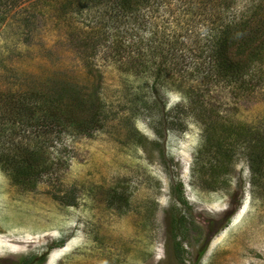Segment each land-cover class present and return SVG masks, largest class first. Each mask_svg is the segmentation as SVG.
I'll return each mask as SVG.
<instances>
[{
	"label": "rangeland",
	"instance_id": "obj_1",
	"mask_svg": "<svg viewBox=\"0 0 264 264\" xmlns=\"http://www.w3.org/2000/svg\"><path fill=\"white\" fill-rule=\"evenodd\" d=\"M46 1L28 0L0 22V89L40 90L50 74L68 78L96 91L103 128L92 137L65 129L26 139L47 142L50 171L34 185L0 170V264L39 256L40 264H264V187L251 196L243 148L228 169L216 147L197 163L205 126L247 125L264 136V56L237 81L195 73L202 58L178 72L186 53L175 42L205 39L214 25L207 12L153 0L107 26L106 12L98 19ZM254 1L240 0L235 14ZM99 30L107 41L86 61L92 47L81 43ZM159 71L165 85H156ZM204 117L212 118L201 127Z\"/></svg>",
	"mask_w": 264,
	"mask_h": 264
},
{
	"label": "trees",
	"instance_id": "obj_2",
	"mask_svg": "<svg viewBox=\"0 0 264 264\" xmlns=\"http://www.w3.org/2000/svg\"><path fill=\"white\" fill-rule=\"evenodd\" d=\"M27 1L0 0V22L7 19L12 10L19 8L22 3ZM43 1L45 0H38L39 3ZM56 1L65 2L66 5L62 10L66 13L83 15L87 12H94L95 18L99 19V17H104L106 12V16L109 17L107 26L111 24L114 17L116 20L119 18L127 21V18H130L132 14L137 15L143 9L154 5L153 0ZM171 1H182L185 5L194 6L198 17L207 12L209 16L207 15L206 19L209 21L211 19L214 23L205 39L201 36L200 40H193L195 46L180 42V37L177 39L175 52L181 51L182 54H186L182 56V66L179 67L180 63H178L174 70L183 72L188 68L184 67L185 60L191 59L194 63L196 58H202L205 59V62L195 68L197 69L195 73H207L208 78L215 76L219 80L231 78L230 80L237 81L243 78L252 66L264 56V0H255L249 8H246V11L242 10L240 15L235 14L240 0H199L197 2L194 0H158L162 4ZM114 25L111 24V26ZM149 32L150 30L146 33ZM106 34L107 32H104L102 35L99 30L88 33L89 37L82 39L81 44L86 47V50H90L89 46L92 47V53L87 55L86 61L96 55L100 47L106 43ZM151 43L153 40H149L145 44L150 45ZM142 44L143 41L140 42L141 46ZM116 46L118 49L124 48L122 41H117ZM196 52L198 54H195ZM143 65L144 62L140 64L142 67ZM161 73L162 71H159L156 76L158 81L156 85H159L160 81L165 85V78ZM47 81L46 87L43 85L40 90L0 89V140H2L0 141V149H2L0 170L16 184L26 185L32 182L34 185L43 173L50 171L46 161L42 163L45 159L47 142L44 140L41 144L32 146L30 142L26 144V139L32 138L36 134H43L45 137L49 133L60 135L65 129L79 135L92 137L98 129L103 128L101 124L103 106L95 90L88 93L70 79H60L57 74H50ZM184 98L191 99L189 94H184ZM211 118L204 117L200 119L201 122L197 119V122L202 127L205 121ZM165 123L169 122L165 120ZM218 125L219 132L215 131L213 127L205 126V133L208 134H204L205 137L202 140L204 145L202 151H199L200 156L197 157V163L202 159L201 154L205 155L211 147H216L217 157H219L218 164L223 169L224 167L228 169L233 165L235 157L243 148L242 154L246 157L252 174L251 193L253 197L257 198L259 195L257 188L261 183L264 187V136L259 135L262 132L252 126L241 124L237 127L231 125L229 128H227L228 125L221 123ZM175 127L176 122H170L167 130L170 132ZM155 130L157 131L156 127ZM157 137L160 140L163 139V133L160 130L157 131ZM136 140L139 142V138ZM158 143L160 142L158 141ZM11 146L16 149V152L6 150L7 147L12 150ZM72 205L68 204V206ZM63 244L65 242L58 245ZM42 259L39 257L35 261V258L31 257L25 263L34 264L35 261L36 264H40Z\"/></svg>",
	"mask_w": 264,
	"mask_h": 264
},
{
	"label": "clouds",
	"instance_id": "obj_3",
	"mask_svg": "<svg viewBox=\"0 0 264 264\" xmlns=\"http://www.w3.org/2000/svg\"><path fill=\"white\" fill-rule=\"evenodd\" d=\"M251 193V192H250ZM251 196L253 197V194L251 193ZM254 198V197H253ZM50 252V251H49ZM40 257V256H39Z\"/></svg>",
	"mask_w": 264,
	"mask_h": 264
}]
</instances>
